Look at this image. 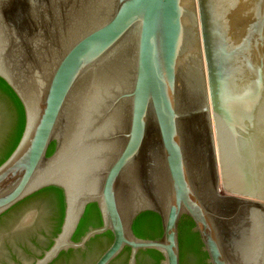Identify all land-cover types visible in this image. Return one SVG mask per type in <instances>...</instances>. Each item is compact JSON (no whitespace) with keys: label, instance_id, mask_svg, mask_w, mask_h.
<instances>
[{"label":"water","instance_id":"95a60500","mask_svg":"<svg viewBox=\"0 0 264 264\" xmlns=\"http://www.w3.org/2000/svg\"><path fill=\"white\" fill-rule=\"evenodd\" d=\"M0 77L26 115L0 215L49 186L65 196L34 264L107 231L94 264L125 247L127 264L146 249L181 264L184 215L210 264H264V0H0ZM94 202L103 224L75 241ZM145 211L160 238L135 234Z\"/></svg>","mask_w":264,"mask_h":264},{"label":"trees","instance_id":"16d2710c","mask_svg":"<svg viewBox=\"0 0 264 264\" xmlns=\"http://www.w3.org/2000/svg\"><path fill=\"white\" fill-rule=\"evenodd\" d=\"M25 123V109L20 98L11 86L0 77V165L18 145ZM55 146L56 142L53 141L48 149V155L55 151ZM30 205L37 206L42 211L49 227V237L52 238L45 248L46 250L53 244V238L60 232L65 216L66 203L61 187L43 188L13 205L0 215V231L8 229L10 224L20 217ZM102 224L103 220L98 204L96 202L90 203L73 239L79 241L90 227H98ZM194 227V221L189 216L184 215L179 225L181 264H210L208 253L203 249V242ZM133 230L140 238L158 239L163 234L161 216L153 211L142 212L135 219ZM112 240V232L107 231L92 238L87 243L86 249L71 248L68 251H63L51 264H94ZM129 256L130 248L125 247L110 264H127ZM148 256L151 259L149 264H162L163 254L156 249L140 250L137 256V264H145L144 259Z\"/></svg>","mask_w":264,"mask_h":264},{"label":"flooded vegetation","instance_id":"af4514ba","mask_svg":"<svg viewBox=\"0 0 264 264\" xmlns=\"http://www.w3.org/2000/svg\"><path fill=\"white\" fill-rule=\"evenodd\" d=\"M49 233L40 209L16 218L8 229L0 231V264H34L52 238ZM144 262L149 264L150 257Z\"/></svg>","mask_w":264,"mask_h":264}]
</instances>
